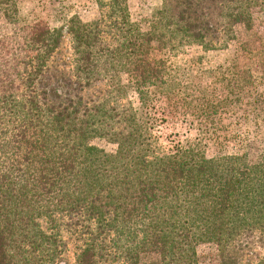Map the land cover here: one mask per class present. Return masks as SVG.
Segmentation results:
<instances>
[{"label": "trees", "instance_id": "obj_1", "mask_svg": "<svg viewBox=\"0 0 264 264\" xmlns=\"http://www.w3.org/2000/svg\"><path fill=\"white\" fill-rule=\"evenodd\" d=\"M256 8L160 0L141 22L98 0L89 20L33 30L19 86L0 94V264H62L69 247L73 264H199L201 244L216 264H264V152L228 153L208 124L165 145L155 105L215 114L174 60L226 49Z\"/></svg>", "mask_w": 264, "mask_h": 264}, {"label": "rangeland", "instance_id": "obj_2", "mask_svg": "<svg viewBox=\"0 0 264 264\" xmlns=\"http://www.w3.org/2000/svg\"><path fill=\"white\" fill-rule=\"evenodd\" d=\"M159 1L126 0L131 19L142 22ZM97 14L98 0H0V94L19 86L16 71L19 61L28 56L27 41L33 30L57 27L72 15L86 21ZM234 33L224 50L193 46L175 58L189 68L195 97L217 102V107L215 114L196 118L176 103L157 100L161 143L195 140L199 125L208 124L224 128L228 153L239 152L245 142L251 145V156L264 152V110L254 108L257 101H264V12L254 9L251 24H236ZM95 143L106 151L115 148L103 140ZM196 249L199 264H216L211 245ZM64 259L62 264H73L72 247Z\"/></svg>", "mask_w": 264, "mask_h": 264}]
</instances>
